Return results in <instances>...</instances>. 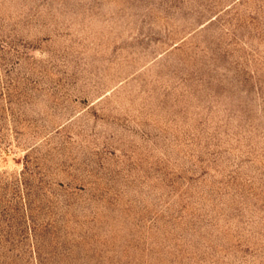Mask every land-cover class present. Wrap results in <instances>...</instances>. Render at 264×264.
<instances>
[{
  "label": "rangeland",
  "instance_id": "rangeland-1",
  "mask_svg": "<svg viewBox=\"0 0 264 264\" xmlns=\"http://www.w3.org/2000/svg\"><path fill=\"white\" fill-rule=\"evenodd\" d=\"M0 264H264V0H0Z\"/></svg>",
  "mask_w": 264,
  "mask_h": 264
}]
</instances>
